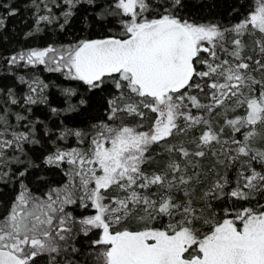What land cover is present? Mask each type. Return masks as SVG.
<instances>
[{"label":"snow or ice","instance_id":"6c2138e0","mask_svg":"<svg viewBox=\"0 0 264 264\" xmlns=\"http://www.w3.org/2000/svg\"><path fill=\"white\" fill-rule=\"evenodd\" d=\"M0 264H264V0H0Z\"/></svg>","mask_w":264,"mask_h":264}]
</instances>
